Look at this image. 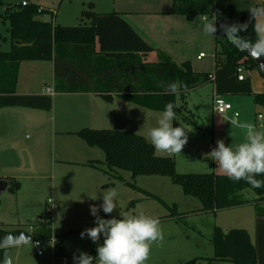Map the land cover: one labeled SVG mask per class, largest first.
Returning a JSON list of instances; mask_svg holds the SVG:
<instances>
[{"label":"rangeland","instance_id":"374dc122","mask_svg":"<svg viewBox=\"0 0 264 264\" xmlns=\"http://www.w3.org/2000/svg\"><path fill=\"white\" fill-rule=\"evenodd\" d=\"M23 1L35 2L40 6L51 8L55 11L54 23L61 25L79 24L80 12L87 9L88 2H92L94 10L97 12H110L120 6H127L122 4L125 0H4L0 5V15L5 13L8 5H15ZM148 6L146 3L138 4L133 0H128L129 8L150 10ZM152 6L156 10L155 13L145 11L140 13L137 18L129 17V20L134 22L145 40L152 46V50L147 55L149 56L148 60L155 62L159 59V55L164 54L178 64L188 62L194 72H213L215 68L213 36L204 34L202 16L187 19L183 15H177L178 13L174 11L176 14L159 12L158 10L161 8L159 5ZM42 17L46 19L48 16L43 15ZM208 20L212 19L208 18ZM7 29L8 22L0 17V50L9 49L10 41ZM198 52H202L206 57L202 60L197 59ZM21 71L23 76L31 75L26 64H23ZM245 76L250 81L253 93L264 92V78L256 67L245 69ZM234 102L233 112L237 113L236 117L232 114L227 117L217 116L212 111L211 82L183 95H175V105L180 110L176 114L177 119L173 122V126H183L189 131L187 133L188 143L182 149L181 154L167 155L156 151L155 153L161 156H173L176 171L179 173H204L212 172L213 169L217 170L216 163L211 159H206L205 154L217 146L218 139L224 140L226 146L244 141L246 130L237 128L235 125L238 122H251L256 125L257 129L264 130V109L253 102L252 95H243ZM25 108L27 107L17 109ZM161 112L162 110L148 109L128 103V110L124 113L118 112L117 120L112 124V127L134 130L146 137L148 129L156 126ZM258 114L262 116V119L257 118ZM45 125L48 130V121L43 124V126ZM21 130L15 135V139L16 136L18 137L15 144H12L24 152L29 150V148L27 149L28 144L34 145L35 137L30 130ZM38 137H40L44 151L42 168L37 171L41 177L35 180L19 179L22 188L17 209L13 207L12 198H9L11 196L8 192H3L0 195L1 214L8 215V218L12 220H19L26 230L29 226H35V235L43 232V235L40 236L41 255L36 253L34 246H25L24 248L27 254L24 256L28 264H74L73 255H79V252H86L95 257L99 242L94 243L87 237L82 239L80 233L95 226V217L90 213V205L95 204L99 207L102 204V192L109 188H116L119 193L118 208L111 214H105L101 209L99 212L101 218L115 217L118 219L120 210L125 208L130 200H135L133 207L128 212L143 211L147 215L158 217L161 222L164 240L159 245L152 247L146 264H207L206 257L213 253L210 241L211 228L214 225H219L222 229L242 225L241 220L244 218L250 220V213H254L252 204L235 206L215 213L195 212L196 208L200 206V202L195 197L184 194L179 186L171 182L168 176L138 175L132 178L128 171L122 170L117 171L118 173L104 174L105 176L101 173L100 176L105 177L103 182H108L107 187H102L101 190L92 189L89 187L88 180H82V174L86 173L83 167L59 162L60 155L57 154L63 149H60L57 141H54L55 139L59 141L58 134H54L53 141L51 136H46L44 132ZM13 140L14 138L12 142ZM53 149L54 152L59 151L56 155L51 156ZM98 151L101 150L98 149ZM104 170L107 171L106 168ZM19 172L23 174L22 168ZM66 173L74 174L72 182L73 187H79L78 191H75L77 195L73 193L66 196V192L62 190L61 177ZM118 175L121 176V179L113 178ZM126 182L149 191L158 196L160 200L145 196L142 192L128 186ZM241 194L248 200H253L255 197V193L247 188L243 189ZM72 195L78 200L71 199ZM91 195H97L100 204H96V200H91L89 198ZM43 215L46 216L43 218ZM44 222L46 230H50L51 227V235L56 240L55 244H52L48 235L45 234L41 225Z\"/></svg>","mask_w":264,"mask_h":264},{"label":"trees","instance_id":"16d2710c","mask_svg":"<svg viewBox=\"0 0 264 264\" xmlns=\"http://www.w3.org/2000/svg\"><path fill=\"white\" fill-rule=\"evenodd\" d=\"M4 0H0V5ZM173 11L187 19L195 16H216L217 32L214 33L213 72H194L188 62L176 63L167 55H159L155 62L145 60L152 46L117 12H96L92 3L80 12V23L61 25L43 19V15H55V11L25 1L8 5L0 17L8 22L10 46L0 50V107L21 106L49 110L52 98L48 94H19L15 85L20 62L23 60H52L56 91H100L107 101L116 92L129 102L139 106L164 110L168 102L175 104V95L166 92L171 82H183L188 93L212 82L217 95H252L254 103L264 109V92L253 93L247 77L237 79L236 69L257 68L254 59L238 42L256 39L250 20L249 6H264V1L249 0H172ZM53 15V17H54ZM248 23L247 32L240 33L237 43L224 36L221 24ZM95 44L98 52H94ZM108 57L107 64L100 57ZM213 76V78L210 77ZM94 78L89 85L88 80ZM100 82L108 90H97ZM163 83V86H160ZM176 106L174 111L179 112ZM186 120V118H183ZM89 146H96L104 153L107 172L128 171L132 178L138 175L168 176L186 195L195 197L200 208L195 212H211L252 204L257 215H264V187L252 188L244 180L238 182L222 173H179L173 156L155 153L152 144L142 135L130 130L82 128L76 132ZM90 164H93L90 162ZM264 180V175L256 176ZM10 193H16L19 183L8 178ZM128 186L147 197L160 200L149 191L126 182ZM251 189L253 200L245 199L241 191ZM130 200L122 210L133 207ZM174 208V207H172ZM46 215H43V218ZM47 237L46 223L42 224ZM43 232L33 238H40ZM213 253L208 260L230 261L234 264H256V249L249 233L243 228L222 229L213 226L210 238ZM103 243V235L98 241Z\"/></svg>","mask_w":264,"mask_h":264},{"label":"crops","instance_id":"0c3cea01","mask_svg":"<svg viewBox=\"0 0 264 264\" xmlns=\"http://www.w3.org/2000/svg\"><path fill=\"white\" fill-rule=\"evenodd\" d=\"M133 1L138 4L146 3L147 5H149L148 7H150L149 8L150 10H141L140 8H134V7L129 8L128 0H125L124 2H122V4H126L127 6H120L119 8H116L110 12L114 11L119 13L121 17L126 22H128L142 38H144L142 32L140 31V29L138 30L136 28L134 22L129 20V17L137 18V16H139L140 13H144L145 11H148V13L149 12L155 13L154 11L156 10H154L155 8L152 5H156V6L159 5L161 7L160 10H158L159 12L176 14L173 12L172 0H133ZM253 1L260 2L264 0H253ZM88 3H92V2H88ZM93 10H94V6H93ZM177 15H182V14L178 13ZM203 18L204 16L201 17V21L203 20ZM135 21L138 20L135 19ZM213 47H214V43H213ZM94 52L95 53L98 52L97 44H95L94 46ZM199 53L202 52H198V54ZM198 54H197V59L199 60H202L206 57L205 54L202 57H198ZM147 55L148 54H146L145 56V60L149 61L148 60L149 56ZM100 58L104 60L103 62H101L102 65L107 64L108 57L104 55ZM23 64H26V67H28V71L29 73H31L30 76L21 75ZM92 80L94 81V78L88 80L87 83L89 82V85H91ZM97 84H99L97 90H108V92L111 91L110 88H106L100 82H97ZM211 85H212V111H213V99L216 96H221L224 98L226 102L231 103L232 110L227 111L224 114H218L214 111L213 112L220 117H227V115L229 114L231 115L235 107L234 100L240 98L243 95L240 94L217 95L214 92V86L212 82ZM46 88L53 89V94L50 95L52 98V105L49 110H41V109L29 108V107L25 109H17L24 107H14V106L0 107V179L8 180V178H14L18 181L19 188L17 189L16 193H10L8 190L4 191V192H8L9 196H11L9 198H12L13 207H15L16 209L18 207L20 191L22 188L19 179L27 178V179L35 180L41 177V174H37V171H39L42 168L44 151H43V146H41L40 137L38 136H41L43 132L44 134H46V136L50 135L52 141L54 140V134L59 135V141L58 139L57 140L55 139L54 141L55 142L57 141L59 148L60 149L62 148L63 150L61 151L57 150L54 152L55 149L54 148L53 149L54 153L52 152L51 156L53 154L56 155V153H58L59 151V154L57 155H60L59 162L61 164L83 167L84 170H86L85 171L86 173L82 174L83 177L82 180H88L90 188L100 189L102 187H107L108 185V182H103L105 181V177L104 178L101 177L100 174L101 173L103 175L110 174L112 171L107 172L104 170L105 166H104L103 151L96 146H89L88 144H86V142L76 132L82 128L129 130V129H115L114 127H112V124L116 122L117 120L116 115L118 114V112L124 113L125 111L128 110V103L129 104H135V103L129 102L128 100L122 98L120 94L116 92H111L110 94L112 96V99L107 101L101 96L100 91L98 92L84 91V90L56 91L55 79L53 76L52 60L21 61L17 74L15 92L19 94H31V93L46 94L45 93ZM258 119H262V116L261 118ZM47 121L49 124L48 130H47V125L43 126V124ZM21 129L30 130V132H32L35 137L33 142L34 145L31 146L30 144H28L27 149L29 148V150L28 151L25 150L24 152L23 150H19L13 146V144H15V140L18 139L17 136L15 139V135L18 134L17 132H21L22 131ZM130 131L134 132V130H130ZM140 135L144 136L143 134ZM13 138L14 140L12 142ZM98 149H100L101 151H98ZM90 162H92L93 164H90ZM20 168H22L23 174H20L21 173L19 172ZM213 172L221 173L215 169H213ZM73 175L74 174L71 173H66L64 175L62 174L61 182L63 181V183L61 186H62V190L66 192L65 193L66 196L71 195L73 193L75 194V191H78L79 188L78 186L73 187V182H72L74 179ZM113 178L121 179V176L118 175ZM94 179H96L95 183H94ZM71 199L78 200V198H76L74 195L71 196ZM96 204H100L99 198L96 200ZM0 205H1V200H0ZM56 206L58 207L57 203ZM252 206L254 208V213L253 214L250 213L251 216L250 220H246V218H244L243 220H241L242 225L229 227V228H243L249 233L250 238L254 243L256 249V264H264V215H257L254 205ZM199 208L200 206H198L196 209ZM117 217L118 219L120 218L119 215ZM0 222L2 223L3 229L6 230L22 229L27 231L31 235L30 242H27L26 244L24 243L17 244L15 246H12L11 248V255H12L11 258L13 263L17 262L22 264H28V261L24 256L27 255L26 250L24 248L25 246H34L33 241L38 239L40 240V238H33L36 236L34 233L35 226L33 227L29 226L28 230H26L19 222V220H12L11 218H8V215L1 213H0ZM214 226H219V225H214ZM49 232H50V236H53L51 235V227ZM211 256L212 255L207 256L206 258L208 259ZM207 264H234V263L230 261L208 260Z\"/></svg>","mask_w":264,"mask_h":264},{"label":"clouds","instance_id":"9594fccd","mask_svg":"<svg viewBox=\"0 0 264 264\" xmlns=\"http://www.w3.org/2000/svg\"><path fill=\"white\" fill-rule=\"evenodd\" d=\"M247 11L250 13V20H254L252 28L256 39L245 41V47L259 61L264 58V6H249ZM220 27L230 42L237 43L241 39L240 33L247 32L249 24H221ZM202 30L205 35L214 36L217 32L215 15L212 20H208L206 16L203 18ZM182 89L187 91L185 83L171 82L167 85L166 92L179 95ZM175 107L174 103L168 102L160 113L156 126L147 131L146 138L158 153L181 154L188 143L189 131L183 126H173L177 119ZM235 126L246 130L244 141L226 146L224 140L218 139L217 146L205 154V157L214 161L216 169L229 179L236 182L244 180L254 189L264 187V180L256 178L264 175V130L257 129L251 122H238ZM118 196L116 188H109L102 192V204L99 207L90 205L95 226L85 229L80 236L82 239L90 238L95 243L102 234L103 243L98 244L95 257L86 252L74 254V264H146L152 247L163 242L164 233L158 217L147 215L143 211H120L119 219H103L99 216L101 209L105 214H111L118 208ZM89 198L95 201L98 196L91 195Z\"/></svg>","mask_w":264,"mask_h":264},{"label":"water","instance_id":"95a60500","mask_svg":"<svg viewBox=\"0 0 264 264\" xmlns=\"http://www.w3.org/2000/svg\"><path fill=\"white\" fill-rule=\"evenodd\" d=\"M240 49L245 50L249 56V50L245 47V43L238 42ZM252 57V56H251ZM253 58V57H252ZM254 59V58H253ZM257 69L264 78V58L261 60L254 59ZM9 181L6 179H0V195L8 190ZM31 239V235L22 229H11L6 230L2 228V223L0 222V264H22V263H13L11 248L17 244L28 242ZM18 256V255H17Z\"/></svg>","mask_w":264,"mask_h":264},{"label":"built area","instance_id":"2783aa9c","mask_svg":"<svg viewBox=\"0 0 264 264\" xmlns=\"http://www.w3.org/2000/svg\"><path fill=\"white\" fill-rule=\"evenodd\" d=\"M22 4L24 5L25 4V1H23ZM53 15L51 14L50 16H48L46 18V20L53 23L54 22ZM203 55H204L203 53H199L198 54V57H202ZM236 73H237V79L238 80H243L245 78L244 68L242 66L237 67ZM210 77L213 78L212 75H210ZM45 93L48 94V95H52L53 94V89L46 88L45 89ZM231 110H232L231 103L226 102L223 97L216 96L213 99V111L214 112H216L218 114H224L227 111H231ZM232 115L234 117H236L237 116V113L236 112H232ZM258 118H261V115H258ZM49 238H50V241L52 242V244H55V242H56L55 237L50 236ZM33 243H34V246L36 247L37 254H41V251L39 249L40 248V240L39 239L38 240H34Z\"/></svg>","mask_w":264,"mask_h":264},{"label":"bare ground","instance_id":"6f19581e","mask_svg":"<svg viewBox=\"0 0 264 264\" xmlns=\"http://www.w3.org/2000/svg\"><path fill=\"white\" fill-rule=\"evenodd\" d=\"M244 73H245V69H244ZM246 77V76H245Z\"/></svg>","mask_w":264,"mask_h":264}]
</instances>
